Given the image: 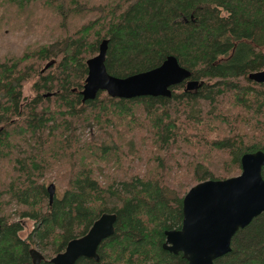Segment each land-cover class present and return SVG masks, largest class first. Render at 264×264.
<instances>
[{
	"label": "trees",
	"instance_id": "obj_1",
	"mask_svg": "<svg viewBox=\"0 0 264 264\" xmlns=\"http://www.w3.org/2000/svg\"><path fill=\"white\" fill-rule=\"evenodd\" d=\"M0 30L41 31L0 58V264H32L31 249L50 264L104 213L116 222L99 261L75 264H188L162 249L164 232L181 227L184 195L264 153V84L248 80L264 70V0H0ZM102 40L113 77L172 56L199 87L83 101L86 61ZM49 175L64 188L51 203ZM17 218L34 222L25 239ZM212 264H264V213Z\"/></svg>",
	"mask_w": 264,
	"mask_h": 264
},
{
	"label": "water",
	"instance_id": "obj_2",
	"mask_svg": "<svg viewBox=\"0 0 264 264\" xmlns=\"http://www.w3.org/2000/svg\"><path fill=\"white\" fill-rule=\"evenodd\" d=\"M108 41L102 40L98 53L86 61L87 76L81 96L83 101L94 100L100 92L110 98L171 97V88L185 83L188 91L199 83L190 80V72L179 66L176 58L167 57L160 66L125 78H116L106 71L104 61ZM53 62H49L44 70ZM248 80L264 84V70L248 75ZM264 153L244 154L240 159V174L225 180H208L191 187L182 199V220L179 230L165 231L162 249L181 254L188 264H212L230 252L232 237L264 213V179L261 171ZM49 203L54 186L47 188ZM116 216L102 214L89 231L71 240L64 252L50 264H75L80 258L99 261V245L114 234ZM1 230V223H0ZM32 264H41L43 256L36 249L29 251Z\"/></svg>",
	"mask_w": 264,
	"mask_h": 264
},
{
	"label": "rangeland",
	"instance_id": "obj_3",
	"mask_svg": "<svg viewBox=\"0 0 264 264\" xmlns=\"http://www.w3.org/2000/svg\"><path fill=\"white\" fill-rule=\"evenodd\" d=\"M41 31H35L30 34H26L24 31L19 30L16 32H6L5 30H0V58L6 56L7 54H15L18 55L20 52H22L23 48L28 44H33L36 42L40 37ZM185 88V85H184ZM23 96L26 98L31 97V91H30V84H27L24 86L23 89ZM88 132V131H87ZM88 138V137H87ZM135 142L136 148L138 150L139 143H138V137H134L132 139ZM148 146L145 148V152L147 150ZM144 150L141 149L140 153H143ZM144 156V154L142 155ZM145 169V159L143 158L142 161H136L135 164L132 167L131 174L134 175H141ZM55 169H53V172ZM235 177V176H234ZM45 185L47 188L50 185L54 186L55 195H60L63 191V185H60L56 182V180H53L50 175L45 179ZM17 221L20 222L22 226V231L19 233V236L22 239H25L30 232L32 231L34 227V222L29 219H18Z\"/></svg>",
	"mask_w": 264,
	"mask_h": 264
}]
</instances>
